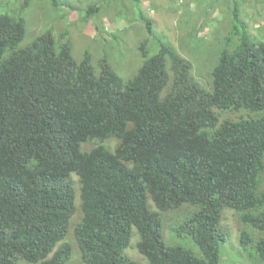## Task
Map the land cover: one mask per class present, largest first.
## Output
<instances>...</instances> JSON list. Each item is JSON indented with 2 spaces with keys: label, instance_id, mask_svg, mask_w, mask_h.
<instances>
[{
  "label": "trees",
  "instance_id": "16d2710c",
  "mask_svg": "<svg viewBox=\"0 0 264 264\" xmlns=\"http://www.w3.org/2000/svg\"><path fill=\"white\" fill-rule=\"evenodd\" d=\"M32 1L0 12V264H66L69 231L76 264H139L126 253L133 230L149 264H220L224 209L243 225L247 257L264 263V238L247 229L264 233V42L237 5L205 88L139 5L142 62L123 80L88 50L77 61L64 34L21 44ZM109 138L113 150L100 143ZM182 206L167 241L162 214Z\"/></svg>",
  "mask_w": 264,
  "mask_h": 264
},
{
  "label": "rangeland",
  "instance_id": "374dc122",
  "mask_svg": "<svg viewBox=\"0 0 264 264\" xmlns=\"http://www.w3.org/2000/svg\"><path fill=\"white\" fill-rule=\"evenodd\" d=\"M21 2L0 0V12L16 16ZM56 3L53 5L50 0H33L23 10L26 32L21 44L46 31L53 34L58 44L62 40L60 36L64 34L71 42L72 55L77 61L88 50L95 69H98V62L105 58L123 80L131 77L141 65L138 44L147 35L136 5L150 18L155 32L167 38L191 62L193 77L205 88L209 86V73L216 48L221 45L230 27L233 4L237 5L251 36L264 42V0H56ZM89 5H97L98 10L84 17ZM153 43L149 42L152 47ZM218 113L220 119H237L247 115L244 110H223ZM117 142V139L109 138L100 143L113 150ZM93 144V141L83 143L82 149H89ZM72 178L76 182L77 177L73 175ZM189 209L188 206H182L162 214L163 234L167 241L175 238L171 232L172 225L182 220ZM79 215L77 210L74 221ZM220 224L228 231L220 264H264L250 260L242 250L239 233L243 225L234 211L224 209ZM247 229L255 238H264V233ZM137 240L138 235L133 230L126 253L139 264H149L135 248ZM63 242L69 243L72 248L66 264L78 263L79 253L70 231ZM18 264L29 263L20 260Z\"/></svg>",
  "mask_w": 264,
  "mask_h": 264
}]
</instances>
